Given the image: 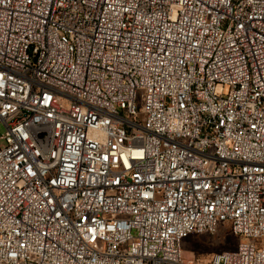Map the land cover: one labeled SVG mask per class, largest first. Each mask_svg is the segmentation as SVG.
<instances>
[{
  "label": "built area",
  "instance_id": "obj_1",
  "mask_svg": "<svg viewBox=\"0 0 264 264\" xmlns=\"http://www.w3.org/2000/svg\"><path fill=\"white\" fill-rule=\"evenodd\" d=\"M0 126V264H264V0H0Z\"/></svg>",
  "mask_w": 264,
  "mask_h": 264
},
{
  "label": "rangeland",
  "instance_id": "obj_2",
  "mask_svg": "<svg viewBox=\"0 0 264 264\" xmlns=\"http://www.w3.org/2000/svg\"><path fill=\"white\" fill-rule=\"evenodd\" d=\"M4 127L0 126V136ZM241 239L234 238L228 226H221L214 235H192L182 244L186 260L207 261L213 254L234 251Z\"/></svg>",
  "mask_w": 264,
  "mask_h": 264
}]
</instances>
